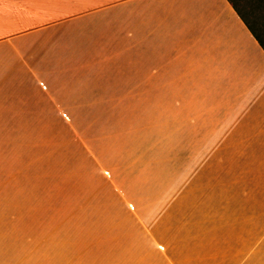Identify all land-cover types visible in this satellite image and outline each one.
<instances>
[{
	"label": "crops",
	"instance_id": "crops-1",
	"mask_svg": "<svg viewBox=\"0 0 264 264\" xmlns=\"http://www.w3.org/2000/svg\"><path fill=\"white\" fill-rule=\"evenodd\" d=\"M128 90L199 141L186 152L240 225L143 230L115 264H264V49L232 0H0V264H34L50 138Z\"/></svg>",
	"mask_w": 264,
	"mask_h": 264
},
{
	"label": "rangeland",
	"instance_id": "rangeland-1",
	"mask_svg": "<svg viewBox=\"0 0 264 264\" xmlns=\"http://www.w3.org/2000/svg\"><path fill=\"white\" fill-rule=\"evenodd\" d=\"M232 2L262 34L264 1ZM118 96L128 103L91 107V119L67 122L50 138L47 182L43 190L35 186L34 264H115L154 236L143 230L240 225L229 212L218 215L202 154L186 152L199 141L171 136L172 125L175 132L184 124L157 114L153 96ZM209 100L211 115L218 114L217 98Z\"/></svg>",
	"mask_w": 264,
	"mask_h": 264
},
{
	"label": "trees",
	"instance_id": "trees-1",
	"mask_svg": "<svg viewBox=\"0 0 264 264\" xmlns=\"http://www.w3.org/2000/svg\"><path fill=\"white\" fill-rule=\"evenodd\" d=\"M264 1V0H263ZM235 9L237 10V12L239 13V15L241 16V18L243 19V21L246 23V25L248 26L249 30L251 31V33L254 35V37L257 39V41L259 42L260 46L264 49V29L261 28L262 30V34L259 33L257 31V29L251 25L250 22H248L246 20V18L240 13V11L236 8L235 6Z\"/></svg>",
	"mask_w": 264,
	"mask_h": 264
}]
</instances>
